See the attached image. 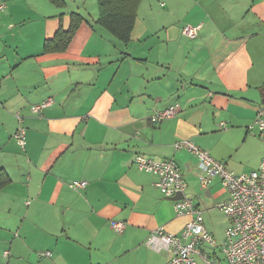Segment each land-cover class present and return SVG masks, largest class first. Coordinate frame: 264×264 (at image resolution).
<instances>
[{
	"label": "crops",
	"instance_id": "1",
	"mask_svg": "<svg viewBox=\"0 0 264 264\" xmlns=\"http://www.w3.org/2000/svg\"><path fill=\"white\" fill-rule=\"evenodd\" d=\"M1 4L0 263L8 251L6 264L12 257L17 264H165L170 254L147 245L148 237L162 226L180 233L190 216L175 211V200L155 185L156 175L137 167L135 156L174 159L187 196L204 190L196 157L174 146L179 139L191 138L228 167L253 139L257 163L235 168H259L264 141L249 125L264 108V0H142L130 53L98 47L113 51L110 44L118 43L98 29V0ZM74 23L66 48L46 49ZM187 24L201 25L196 37L185 35ZM24 26L34 34L19 38ZM157 43L166 53H150ZM49 99L40 114L30 110ZM172 104L180 107L176 116L150 122L154 111ZM17 112L27 129L25 148L13 138ZM76 179L88 183L71 189ZM213 187L204 191L208 197ZM113 220L125 223L121 233ZM225 230L213 233L219 243ZM42 250L51 256L38 255Z\"/></svg>",
	"mask_w": 264,
	"mask_h": 264
},
{
	"label": "built area",
	"instance_id": "2",
	"mask_svg": "<svg viewBox=\"0 0 264 264\" xmlns=\"http://www.w3.org/2000/svg\"><path fill=\"white\" fill-rule=\"evenodd\" d=\"M0 5V9L4 8ZM201 25L187 24L183 28L185 35L193 38L199 33ZM51 100L32 105L30 110L40 114ZM180 107L172 104L163 110H156L149 117L152 124H158L177 115ZM19 126L13 138L25 148L27 129L24 116L17 112ZM220 128H226L221 122ZM256 130L264 141V108L249 125ZM176 150L186 148L196 157L194 173L198 175L201 188L206 191L212 186L214 177L219 178L227 192V197L217 203L228 219V226L222 242H218L205 224L204 211L196 200L185 196L174 201L178 214L190 216L180 233H172L159 227L151 233L146 243L155 250H166L170 257L165 264H264V154L259 168L250 173H237L228 165L215 158L211 152L196 144L191 138H182L174 143ZM135 163L140 170L157 176L155 185L167 197L185 192L186 182L181 166L171 158L156 160L142 154H136ZM86 180H72L71 189L77 190L87 185ZM112 228L122 232L123 221L113 220ZM206 247V248H204ZM221 255H220V254ZM9 252H5L8 257ZM39 255L51 256L50 251H40Z\"/></svg>",
	"mask_w": 264,
	"mask_h": 264
},
{
	"label": "rangeland",
	"instance_id": "3",
	"mask_svg": "<svg viewBox=\"0 0 264 264\" xmlns=\"http://www.w3.org/2000/svg\"><path fill=\"white\" fill-rule=\"evenodd\" d=\"M139 21H140V25L144 23V15L142 13L139 15ZM99 28L106 31L101 26H98V29ZM34 30H35V28H33L31 26H24L19 31V38H21L22 36L27 37V36L33 35ZM142 34H144V32ZM107 35H109L110 39H113V41L116 42L115 39H117V38L111 36V34H107ZM137 36H138V32L135 34L133 41H131L127 44L128 47H126L125 44H122L121 42H119V40H117V42L119 44L116 43L118 46L110 44V46H113V51H109L107 48L108 45H105L103 43L98 44V47L103 49V53H111V52L112 53H130L131 48H130L129 44H132L133 46L136 45V43H138V42H136ZM143 37H144V35H141V38H143ZM137 50L142 51L143 48H137ZM150 53H166V50L164 47H162L161 43H157V45L151 50ZM262 106H264V104ZM254 132H256V131H254ZM256 134L258 135L257 132H256ZM227 137H228L229 141L234 142V143L237 142V139L234 136H227ZM258 137L260 138L259 135H258ZM259 156H260V154H259L258 142L253 140V139H250V140L246 141L243 145H241L239 147V149L233 154V157L228 161L229 162V168L231 170H234L237 173H243L241 170H239L240 172L237 171L235 167L239 168L241 166H254L257 163V160L260 158ZM197 178H198V175H197ZM212 185L214 186L213 187L214 192L216 191L215 194L217 192H219L218 195L223 194V191L225 189H224L223 185L221 184L220 180L214 179L212 182ZM198 188L199 187H197L195 193H191V191H187V193L195 198V200L199 204L200 208L204 211L205 222L210 226V230L212 231V233H215L216 235H218V234L220 235V234H222L220 232L221 231L224 232V230L227 228L228 219H227L226 215L223 213V211H221L219 208H217L216 205L218 202H220L224 198L221 199L222 196L219 198H215V194H213V196H211V197H208L204 191H201ZM16 222H17L16 218H14V217L9 218L10 224H14ZM4 223H6V220H4L2 216H0V224H4ZM11 232H12V237H15L14 234L16 231L11 229ZM39 252H38V255H39ZM4 257H2V255H1V260H2L3 264H6L8 258L5 257V259H3ZM15 260H13V257H12L11 263L17 264V263H15ZM200 263H202V262H200Z\"/></svg>",
	"mask_w": 264,
	"mask_h": 264
},
{
	"label": "trees",
	"instance_id": "4",
	"mask_svg": "<svg viewBox=\"0 0 264 264\" xmlns=\"http://www.w3.org/2000/svg\"><path fill=\"white\" fill-rule=\"evenodd\" d=\"M141 1L142 0H98V24L120 42L124 44L129 43L132 31L135 27ZM76 29L77 23H74L69 30H59L54 39L48 40L45 43L46 49L66 48L69 41L73 38Z\"/></svg>",
	"mask_w": 264,
	"mask_h": 264
},
{
	"label": "water",
	"instance_id": "5",
	"mask_svg": "<svg viewBox=\"0 0 264 264\" xmlns=\"http://www.w3.org/2000/svg\"><path fill=\"white\" fill-rule=\"evenodd\" d=\"M184 196H185V192H180V193L176 194L175 196H173L171 198L174 199V200H177L179 198H183Z\"/></svg>",
	"mask_w": 264,
	"mask_h": 264
}]
</instances>
